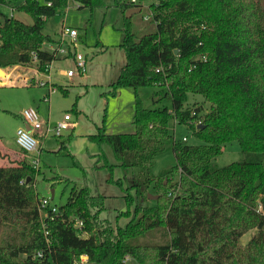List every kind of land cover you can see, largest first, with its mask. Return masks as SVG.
<instances>
[{
  "label": "trees",
  "instance_id": "obj_1",
  "mask_svg": "<svg viewBox=\"0 0 264 264\" xmlns=\"http://www.w3.org/2000/svg\"><path fill=\"white\" fill-rule=\"evenodd\" d=\"M75 1L80 7L104 4ZM113 1L124 13L120 46L127 59L115 89L158 86L155 95L165 93L172 100L171 108L145 107L138 100L133 133L109 134L99 127L91 136L110 144L115 166L124 174L138 170L131 184L136 195L127 191V210L120 215L130 219L113 226L101 218L105 196L93 194L86 185L74 187L57 211L41 209L34 185L39 169L26 156L12 160L0 166V227L8 229L0 237V264H28L39 250L46 264H76L81 255L88 256L87 264H128L129 258L137 264H264L262 0ZM146 2L153 28L139 36L127 11ZM68 3L53 0L49 6L22 0L18 8L29 12L33 23L14 16L0 20V67L35 63L42 71L56 60L57 50L43 49V43L52 40L44 33L45 22ZM189 94L209 104L190 109ZM172 120L192 129L202 143L176 140ZM229 142H238L245 158L218 166L215 159ZM168 148L177 164L158 177L152 172L154 162ZM152 184L159 197L145 203L143 192ZM76 220L83 222L81 228ZM251 229L257 232L242 246V236ZM155 230L168 233V238L147 242Z\"/></svg>",
  "mask_w": 264,
  "mask_h": 264
},
{
  "label": "rangeland",
  "instance_id": "obj_2",
  "mask_svg": "<svg viewBox=\"0 0 264 264\" xmlns=\"http://www.w3.org/2000/svg\"><path fill=\"white\" fill-rule=\"evenodd\" d=\"M5 1L6 3H0V20L14 16L25 23H33L32 15L18 8L22 0ZM45 1L48 0H40L41 3ZM262 2L264 4V0ZM148 5L146 2L141 9L133 8L127 11V15L132 16L134 30L139 36L153 28L147 16ZM80 6L75 0H69L67 8L46 19L44 33L50 35L52 40H46L43 49L53 52L59 48L63 39L60 48L66 54L71 47L72 52L86 56V71H77L74 61L58 50L51 70L56 91L45 100L43 96L47 93V87H29L22 84V77H15L18 74L27 75L26 77L29 74V77L39 75L35 63L22 65L17 69L15 66L2 68L7 71L12 83L0 85V141L15 145L17 129L23 126V110L36 109L45 123L41 129L44 136L35 135L40 144L42 142L43 148L39 147L36 153L29 155L20 148L15 149V152L19 158L26 156L29 160L38 156L39 165L34 168L39 169V173L34 185L40 199L49 198L52 204L60 206L66 204L74 187L82 188L86 185L93 194L105 196V209L101 212V218L110 220L113 226H124L130 219L120 216L122 211L127 210L124 196L127 191L136 195V188L131 187V184L132 175L138 170L124 174L122 168L115 166L117 159L110 144L92 140L91 136L98 133L99 127H104L109 134L133 133L136 131L134 116L138 100L143 106L150 108H171L172 100L165 93L157 97L155 92L159 90L158 86L145 85L135 90L123 85L115 89L113 83L117 81L127 62L125 50L120 46L125 38L124 13L113 0H104V4L95 7ZM66 28L77 30L76 48L70 38L64 35ZM68 69L76 70V74L71 78L62 75L61 71ZM154 98L161 99L154 103ZM202 102H205L202 96L189 94L186 106L193 109ZM66 114L71 115L70 126L63 130L61 136L47 131L48 124L53 128ZM170 131L176 140L191 145L202 143L192 129L174 120L170 122ZM63 143L67 144V149H60ZM223 150V154L215 159L218 166L245 158L238 142L225 144ZM5 164L9 163L6 161L0 163V166ZM176 164V156L172 148H168L156 157L152 172L158 175ZM119 179L122 180L121 184L117 182ZM155 192L152 184L143 192V202L152 203L153 199L148 195L156 194ZM7 232V228L0 227V237H4ZM162 232L155 230L145 240L152 243L164 242L168 233ZM256 232V229L246 232L240 240L242 246H245ZM126 262L137 264L133 258Z\"/></svg>",
  "mask_w": 264,
  "mask_h": 264
},
{
  "label": "built area",
  "instance_id": "obj_3",
  "mask_svg": "<svg viewBox=\"0 0 264 264\" xmlns=\"http://www.w3.org/2000/svg\"><path fill=\"white\" fill-rule=\"evenodd\" d=\"M40 1V0H37ZM69 2V0H68ZM44 4L47 5H52L53 4V0H48L45 1ZM64 35L68 36L70 38V41L73 45L74 48H76V38L78 35V32L76 29L74 28H66L64 31ZM63 41V39H62ZM60 46L62 45V42ZM59 46V48H60ZM57 49V51L59 50L60 53L66 54V52L60 48ZM71 48V47H70ZM35 57L34 62L37 61L36 58V53L33 54ZM66 57H70L76 66V70L80 71V72H84L86 71V66H87V58L85 55L78 53V52H72L71 49L69 50V52H67ZM52 64L53 61L47 63L44 67V69L42 71L39 70V77L36 78L35 77H26L24 79L26 84H30L31 82H34L35 84L39 85V86H43V87H47V93L44 95V99L48 100L49 96L56 91V87H55V83L53 81V77L51 74V70H52ZM76 70L74 69H68L65 70L63 72L64 76H67L69 78L73 77L76 74ZM22 117L23 120L25 121V123H27L30 127L31 130H28L25 126L23 127H19L17 129L16 132V143L17 145L26 153H36L39 149V145L40 142L38 141L37 137L34 134V131H40L43 126V120L41 119L39 112L34 109V108H26L23 110L22 112ZM71 119V115L70 114H66L64 116V119L62 121H60L58 124H56L53 128L51 127H47V131L49 132H54L55 135L61 136L63 130L68 129L70 124H69V120ZM186 140V138H184V141ZM31 163L34 167H38L39 165V158L38 156H35V158H33L31 160ZM49 206L52 211H57L58 210V206L51 204L50 199L49 198H43L41 199V203H40V208L44 209L45 207ZM46 214V212H45ZM44 214V215H45ZM75 226L81 228L83 226V222L81 220H76L75 221ZM45 234L48 235V231H45ZM48 242L50 241L49 239H47ZM88 263V256L87 255H81V260L80 262L76 263V264H87ZM28 264H46L44 262V251L43 250H39L37 251L33 256H32V260L28 263Z\"/></svg>",
  "mask_w": 264,
  "mask_h": 264
},
{
  "label": "crops",
  "instance_id": "obj_4",
  "mask_svg": "<svg viewBox=\"0 0 264 264\" xmlns=\"http://www.w3.org/2000/svg\"><path fill=\"white\" fill-rule=\"evenodd\" d=\"M126 65V64H125ZM18 67H22V65H16L15 66V69H17ZM5 69V68H4ZM5 71V70H4ZM65 70H62L61 72H62V75H63V72H64ZM6 72V75H8V77H9V74H7V71H5ZM26 76L27 75H22V74H18V75H15V77H22V79H21V81H22V84L24 83L25 85H27V86H29V87H35V86H39V85H37V84H35L34 82H31L30 84H26L25 83V81H24V79L26 78ZM29 76H30V74H29ZM28 76V77H29ZM37 77H39V75H36V78ZM8 79V80H7ZM7 82L8 83H12V81L9 79V78H6V77H0V85H3V84H7ZM55 83V82H54ZM44 97V96H43ZM22 119H23V117H22ZM71 120V119H70ZM69 120V121H70ZM44 123V122H43ZM45 124V123H44ZM69 124H70V122H69ZM23 126H25L26 128H29L30 130H31V127L27 124V123H25V121L23 120ZM23 126H19V127H23ZM48 126H49V124H48ZM18 127V128H19ZM49 127H51V126H49ZM52 128V127H51ZM34 134L35 135H37L38 137L40 136H44V133L42 132V130H40V131H34ZM42 139L40 138V141H41ZM41 146H40V148L42 149L43 147H42V142H41V144H40ZM18 148H20L18 145H17V143H16V139H15V145H7L5 142H2V141H0V158H1V160H0V163H5L6 161L8 162V163H10L12 160H15V159H21V158H19L17 155H16V152H15V149H18ZM21 149V148H20ZM22 150V149H21ZM30 154V153H29ZM28 154V155H29ZM32 154H34V153H32ZM5 165H7V164H5ZM1 166H3V165H1Z\"/></svg>",
  "mask_w": 264,
  "mask_h": 264
},
{
  "label": "water",
  "instance_id": "obj_5",
  "mask_svg": "<svg viewBox=\"0 0 264 264\" xmlns=\"http://www.w3.org/2000/svg\"><path fill=\"white\" fill-rule=\"evenodd\" d=\"M175 53H178L177 49L175 50ZM0 72L3 73L4 75L6 74L4 69H2L1 67H0ZM199 126H202V125H199ZM27 129L30 130L29 128H27ZM53 195H54V191H52V197H53ZM148 197L150 199L156 200L159 196L157 194H149Z\"/></svg>",
  "mask_w": 264,
  "mask_h": 264
}]
</instances>
